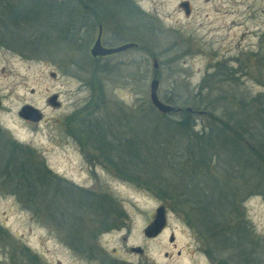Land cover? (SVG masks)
I'll list each match as a JSON object with an SVG mask.
<instances>
[{"label":"rangeland","instance_id":"374dc122","mask_svg":"<svg viewBox=\"0 0 264 264\" xmlns=\"http://www.w3.org/2000/svg\"><path fill=\"white\" fill-rule=\"evenodd\" d=\"M130 1L129 23L90 16L89 56L100 24L105 47L122 30L137 40L119 54L0 41V264H264V176L208 137L229 125L264 147V0ZM155 74L180 112L152 105ZM187 108L194 124L180 130ZM180 172L214 201L203 220ZM161 206L166 227L149 238Z\"/></svg>","mask_w":264,"mask_h":264},{"label":"trees","instance_id":"16d2710c","mask_svg":"<svg viewBox=\"0 0 264 264\" xmlns=\"http://www.w3.org/2000/svg\"><path fill=\"white\" fill-rule=\"evenodd\" d=\"M13 0V2H0V41L8 42L20 50L28 53H34L39 49L53 48L57 45H64L66 47H73L80 45L85 53L87 59H93L91 54L89 56L88 48L90 46L94 25L90 22V16L96 13L94 17L99 22L105 16H111L115 19L117 13L124 16L127 23H129V15L133 14L136 10L134 4L130 0ZM74 13H78L74 16ZM101 17V18H100ZM122 28V27H120ZM130 30L126 33L122 30L118 36V41L122 43L135 42L132 39ZM97 65L98 63H93ZM167 102L175 104L178 100L173 98H165ZM196 105L197 108L202 107L201 100L197 97L190 103ZM195 109V108H193ZM191 113L186 111V116L183 120L176 121L174 126L181 129H191L193 120ZM96 123V122H95ZM100 121L94 127H100ZM190 130V131H191ZM101 137L105 134L101 130ZM104 132V133H103ZM247 132L240 128L233 130L229 125L221 129H215L208 135L209 138H216L220 140L227 147L232 148V154L235 158V164L240 169L245 171H252L255 175L259 174L264 176V168L252 166L249 155L259 159L258 161L264 162V147L257 141L249 138V147L241 144L242 136H247ZM99 138V137H98ZM249 166V167H248ZM181 173V172H180ZM190 173L183 176L184 183L188 197L194 209L200 214L201 219H204V212L211 210L207 205L209 201L211 204L214 202L207 198L206 193L201 191L200 186L192 187ZM190 183V184H189ZM164 197L168 200L172 199L169 190H161ZM189 201V200H188ZM216 205H218L216 203ZM220 208V206H219ZM224 223L223 226L224 227ZM238 243V242H237Z\"/></svg>","mask_w":264,"mask_h":264},{"label":"water","instance_id":"95a60500","mask_svg":"<svg viewBox=\"0 0 264 264\" xmlns=\"http://www.w3.org/2000/svg\"><path fill=\"white\" fill-rule=\"evenodd\" d=\"M182 7L185 9V12L187 15L191 13V9L189 6V3H183ZM138 44L135 42H129L124 43L116 47H105L102 44V27H100L99 35L97 37L96 42L92 46L90 50V54L93 58H102V57H108L114 54H119L122 52H125L127 50L137 48ZM159 68V64L157 60H154V69L157 71ZM160 87V81L157 78V74L154 75L153 80L150 83V101L152 105L161 113L163 114H171L173 112H180L181 109H177L172 105H168L164 102H162L159 99L158 96V90ZM53 104L55 106H58L57 103H55V98L52 100ZM1 106V101H0ZM188 112H193L192 108H187ZM20 116L24 119L31 120L34 122H39L42 118L41 114L31 106L24 107L21 112L19 113ZM167 224V215H166V208L164 206H161L156 211V216L154 218L153 223L150 225L149 228L146 229L145 235L149 238L158 236L166 227ZM137 253H142L141 248L135 249Z\"/></svg>","mask_w":264,"mask_h":264},{"label":"flooded vegetation","instance_id":"af4514ba","mask_svg":"<svg viewBox=\"0 0 264 264\" xmlns=\"http://www.w3.org/2000/svg\"><path fill=\"white\" fill-rule=\"evenodd\" d=\"M100 27H102L103 28V25L101 26V24L100 25H98V32L100 31ZM99 34V33H98ZM102 39H103V29H102ZM102 43H103V41H102ZM103 45L105 46V44L103 43Z\"/></svg>","mask_w":264,"mask_h":264}]
</instances>
